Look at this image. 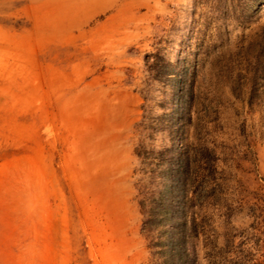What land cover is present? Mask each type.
<instances>
[{"label": "rangeland", "instance_id": "1", "mask_svg": "<svg viewBox=\"0 0 264 264\" xmlns=\"http://www.w3.org/2000/svg\"><path fill=\"white\" fill-rule=\"evenodd\" d=\"M83 3L0 0V264H179L185 196L200 263L264 264V0Z\"/></svg>", "mask_w": 264, "mask_h": 264}, {"label": "trees", "instance_id": "2", "mask_svg": "<svg viewBox=\"0 0 264 264\" xmlns=\"http://www.w3.org/2000/svg\"><path fill=\"white\" fill-rule=\"evenodd\" d=\"M153 57V61H147L148 66L151 72H155V75L159 76L165 71V68H167V64L163 61L162 57L159 54H154ZM180 94L182 95V92L179 93V96ZM182 146V150L184 152L182 158H177L172 155L171 157H166V159L164 160L165 165L167 166L165 168V173H172L173 171L176 172L174 178L176 179L180 193L185 192V186L187 182L186 174L190 166V158L186 154V147L184 144H182ZM169 150L170 149L167 148L164 151ZM163 153L164 152H161V155H163ZM172 157L175 160V163L173 162ZM171 169L172 171H170ZM167 189L169 190V188ZM171 189H173V185H170V190ZM191 200L192 198L190 199L185 196V204L182 205L183 207H179L178 209V207H175L176 204L173 200V197H171L165 204L164 202L162 204H159L158 213H156L155 207H151L148 213L149 215L147 217V221L150 223L156 220L163 221L164 219H167L169 216H171L169 215L170 213H173V216L175 215V213L183 214L182 221L174 222L175 227L173 230L175 238L173 240L172 245L175 246V248L179 247V249H177V258L179 259V264H202L200 263L196 244L201 230L199 227L200 225L197 223L196 213L193 210ZM203 258L205 259L206 264H246L245 261H247L241 259V257H236L232 260H227L225 257L220 256L219 254L211 255L210 259V255L207 252L204 254ZM255 264L260 263L256 262Z\"/></svg>", "mask_w": 264, "mask_h": 264}, {"label": "crops", "instance_id": "3", "mask_svg": "<svg viewBox=\"0 0 264 264\" xmlns=\"http://www.w3.org/2000/svg\"><path fill=\"white\" fill-rule=\"evenodd\" d=\"M85 5V12L89 15H101L109 13L111 15H125L139 13V6L145 5L146 0H82ZM151 14H156L154 11Z\"/></svg>", "mask_w": 264, "mask_h": 264}]
</instances>
